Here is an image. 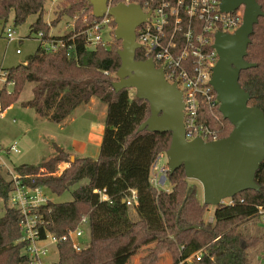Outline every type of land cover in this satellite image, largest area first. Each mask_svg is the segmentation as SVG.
<instances>
[{
	"label": "trees",
	"instance_id": "trees-1",
	"mask_svg": "<svg viewBox=\"0 0 264 264\" xmlns=\"http://www.w3.org/2000/svg\"><path fill=\"white\" fill-rule=\"evenodd\" d=\"M46 1L0 0V21L7 23L13 14L14 24L19 26L37 16L30 27V36L42 32L44 39H48L52 25L44 21ZM146 1L130 0V3L143 6ZM70 2L60 14L80 16L74 32L61 38L67 40L78 35L74 43L76 55L68 57L66 51L45 53L39 47L25 64L4 70L7 83L13 82L14 88L8 95L0 93V113H3L18 100L25 84H33V98L22 106L55 124L63 123L93 98L107 105L106 127L97 159L76 158L71 163L68 153L55 148V155L48 160L15 169L24 185L45 187L58 196L78 186L72 193V201L50 202L41 210L47 230L58 235L76 229L84 217L90 220L88 248L76 252L69 243L60 244L57 264H122L128 248L133 252L140 250L138 264H162L166 257H171L173 264H249V251L258 239L242 233L239 227L242 222L257 218L258 207H264V162L256 173L260 191H245L234 197V205L219 206L214 224L205 223L210 206L199 200L197 188L189 185L183 167L167 174L166 184H170L171 190L162 188L158 192L151 181L152 168L160 151L169 150L172 133L138 132L151 115L149 103L132 97L130 90L117 93L113 88L121 68L118 51L122 42L114 37L109 48H86L81 35L85 29L81 15L89 13L90 20H94L93 7L88 0ZM127 2L113 0L114 5ZM257 2L264 13V0ZM113 26L116 27L115 22ZM250 41L245 59L257 67L242 71L239 82L251 96L249 105L264 112V16L255 25ZM136 59L145 60L142 50L137 51ZM201 114L202 121L219 130L222 139L230 136L234 128L220 112L224 127L212 121L206 106ZM63 163H69L70 168L57 175ZM3 170L0 166V199L8 203L12 184ZM82 181L87 184L79 186ZM98 191L107 195L109 201H102ZM132 192L137 197L134 207L126 202ZM131 210L137 215L136 220ZM21 218V213L11 207H6L0 218V264H29L25 245L20 242ZM199 251L203 252L201 260L189 263L188 259Z\"/></svg>",
	"mask_w": 264,
	"mask_h": 264
},
{
	"label": "built area",
	"instance_id": "built-area-1",
	"mask_svg": "<svg viewBox=\"0 0 264 264\" xmlns=\"http://www.w3.org/2000/svg\"><path fill=\"white\" fill-rule=\"evenodd\" d=\"M128 1L126 4H131L130 0ZM221 5L222 0H148L143 6L140 5L143 12L149 14L147 21L136 31L137 42L141 45L140 50L145 57L142 61L151 59L156 68L163 69L166 81L172 85L176 84L182 92L188 142L202 139L206 143H211L222 139L219 130L202 121L201 110L206 106L212 121L224 127L219 115L220 103L212 85L214 69L220 59L215 49V40L218 33L235 34L241 28L245 9L241 7L233 13H225ZM114 6L116 5L113 4V0H110L109 8ZM74 20L75 26L78 17ZM113 22L115 20L109 13L102 19L86 18L85 29L81 33L86 48L96 50L98 47H111L117 28V25L113 26ZM74 26L70 32H74ZM105 32H108V35ZM77 36L66 40L61 38L64 35H60V39L50 35L48 39H44L42 32L36 34L42 51L45 53L66 51L68 57L76 55L74 43ZM5 37L10 43L17 41L15 29L12 27L6 29ZM24 39L18 40L22 42ZM21 53L17 51L18 55ZM3 77L7 80V73L0 74V80ZM14 153H21L16 144L8 148L0 146V166L6 168L7 180L12 184L8 203L11 208L21 213L20 242L25 245L24 254L28 257L29 264H57L59 259L55 258L54 250L56 249L59 255L60 244L69 243L76 252L88 248L90 244L88 217H84L76 229L68 230L63 235L47 230L41 210L52 202L47 193L49 190L45 187L32 188L24 185L22 176L15 169L9 168L5 161V157ZM161 159L162 157L155 162L153 170L166 175L168 166L164 164L161 167ZM68 168L69 163L61 164L57 175H62ZM151 181L157 189L163 187L162 183H165L162 176ZM98 194L102 201H109V197L103 192L98 191ZM233 199L224 200L222 205H234ZM126 202L128 206L134 207L137 204L136 193L132 192ZM257 216L264 224V207H258ZM87 235L89 241L86 239ZM202 256L203 252L199 251L192 257L200 261Z\"/></svg>",
	"mask_w": 264,
	"mask_h": 264
},
{
	"label": "water",
	"instance_id": "water-1",
	"mask_svg": "<svg viewBox=\"0 0 264 264\" xmlns=\"http://www.w3.org/2000/svg\"><path fill=\"white\" fill-rule=\"evenodd\" d=\"M93 16L102 19L109 13L117 28L115 38L122 42L118 51L121 68L114 90H135L136 98L149 103L151 115L138 132L172 133V143L166 153L168 173L185 169L188 180L200 183L204 204L219 207L248 190L260 191L256 173L264 162V112L251 107V96L240 85L242 71L257 67L246 61L250 36L259 18L264 16L257 0H222V11L233 13L244 7V21L235 34L218 33L215 49L219 62L214 69L212 85L220 103V113L233 126L227 138L206 143L202 139L188 142L184 125L182 92L169 84L163 69L150 60L136 59L141 45L136 31L145 23V14L138 4H118L109 8L110 0H89ZM74 157L71 160L74 162ZM164 180L166 177L163 178Z\"/></svg>",
	"mask_w": 264,
	"mask_h": 264
},
{
	"label": "rangeland",
	"instance_id": "rangeland-1",
	"mask_svg": "<svg viewBox=\"0 0 264 264\" xmlns=\"http://www.w3.org/2000/svg\"><path fill=\"white\" fill-rule=\"evenodd\" d=\"M70 3V0L46 1L44 21L48 25H52L50 29V35H52L53 37L68 34L74 26V17L80 16V14L78 15V13L73 17H67L66 15L60 14L65 8L70 6ZM85 3L86 7H88L87 2ZM88 14L89 13H87V15H81L83 21L89 17ZM36 20L37 16H31L26 23L15 26L14 15L11 14L8 18L7 23H4V21H0L1 75L6 73V71L4 70L12 69L21 64H25L28 57L33 55L40 47V42L36 38V35L33 34L30 36V27ZM57 20H59L58 24L56 23ZM9 27L15 29L17 41L10 43L6 39L5 33L6 29H8ZM105 34L108 35V32H105ZM20 38L25 39L20 42L18 40ZM18 50L22 52L21 55L17 54ZM33 86L34 85L31 83L25 84L23 92L19 96L18 100L15 101L12 106L3 111V113H0V146L3 148H8L16 144L18 149L21 151L20 154L14 153L11 156L5 157V161L9 168L16 169L21 165H38L42 161L48 160L50 157L55 155V148L53 147L51 142V135L53 129H55L57 125L48 120H41V118L37 116V113L34 110L26 109L22 106L23 103L33 98ZM13 88L14 84L7 83L6 78L3 77L0 80V93L4 91L8 95L12 93ZM130 92L132 97H136L135 90H130ZM1 110L2 107L0 104V112ZM98 153L99 150H97V154H95V157H98ZM166 153V151H160L157 158L158 160L160 157H162L160 162L161 167L164 164L168 163ZM71 163H73L72 160ZM5 169L3 171L6 178L8 179ZM153 169L154 168H152V172L155 175L151 179H157L159 176H162L163 178L166 177L163 187L157 189L154 186L156 190H158L159 192V190L164 188L167 192H169L171 190L170 184H167L165 186L168 173L166 175H163L162 172ZM188 183L189 185L195 186L197 188L198 198L202 203H204L203 188L200 183L194 180H188ZM85 184H87V181H82L79 186H83ZM77 188L78 186L72 188L70 191L65 192L61 196L55 195L50 191L47 193L53 203H66L72 201V193ZM6 207H10L9 203H5L2 199H0V218L4 215ZM217 208L218 207L215 206L208 207V210L204 217V221L206 224H214V219L212 217H214ZM131 214L133 216V220H136L137 215L132 212V210ZM239 230L248 236L258 239V243H256V245L249 251V264H264V224L262 223L261 218L257 217L253 220L242 222L240 224ZM86 239L89 241V235H87ZM152 243H154V240L152 241ZM139 251L140 250L138 249V251L133 252L128 248L122 264H138L137 257L140 254ZM54 254L55 258L59 259V255L56 249L54 250ZM195 262L196 261L194 260V258L191 257L189 263ZM162 264H173L171 257H166Z\"/></svg>",
	"mask_w": 264,
	"mask_h": 264
},
{
	"label": "crops",
	"instance_id": "crops-1",
	"mask_svg": "<svg viewBox=\"0 0 264 264\" xmlns=\"http://www.w3.org/2000/svg\"><path fill=\"white\" fill-rule=\"evenodd\" d=\"M107 111V105L97 98L82 107L79 106L63 123L56 124L57 127L51 135L53 147L63 149L71 157L97 159L95 154L97 150L100 153ZM154 175L152 172L151 178Z\"/></svg>",
	"mask_w": 264,
	"mask_h": 264
}]
</instances>
